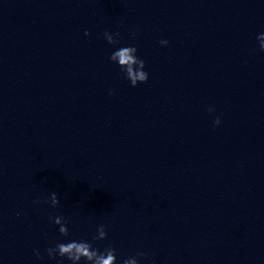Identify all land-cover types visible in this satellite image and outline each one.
I'll return each mask as SVG.
<instances>
[{
  "label": "water",
  "instance_id": "1",
  "mask_svg": "<svg viewBox=\"0 0 264 264\" xmlns=\"http://www.w3.org/2000/svg\"><path fill=\"white\" fill-rule=\"evenodd\" d=\"M105 30L138 44L147 84ZM261 31V0H0V264H45L57 213L77 237L107 224L121 257L264 264ZM53 190L58 209L35 202Z\"/></svg>",
  "mask_w": 264,
  "mask_h": 264
},
{
  "label": "clouds",
  "instance_id": "2",
  "mask_svg": "<svg viewBox=\"0 0 264 264\" xmlns=\"http://www.w3.org/2000/svg\"><path fill=\"white\" fill-rule=\"evenodd\" d=\"M264 3V0H261ZM123 26V23H122ZM85 35L91 37L90 30H85ZM104 37L108 44L112 45L108 59L111 64L120 69L122 77L127 80L132 87H140L147 84L150 80V72L146 60L142 57L140 48L137 43H123L122 33L117 30H105ZM131 40L138 39V33L133 31L130 34ZM258 50L264 52V31L257 34ZM159 44L168 47L170 41L166 38L159 40ZM110 94H115V89H110ZM209 113H216L215 105L208 106ZM214 126L219 128L223 126V118L216 115ZM37 204L45 203L51 208L58 209L61 205L60 194L53 190L50 195L43 201L37 199ZM19 215V213H17ZM50 222L58 226V231L63 239H57L54 244L49 245L46 249V256L40 249H35L36 258L42 262L47 260L55 261L56 264H156V261L149 257L145 251L138 250L134 255L121 257L118 254L117 247L108 243L103 247L99 244L102 241L109 240L108 225L100 223L96 227V232L92 237L73 236L70 231L71 220L62 213L49 216Z\"/></svg>",
  "mask_w": 264,
  "mask_h": 264
}]
</instances>
